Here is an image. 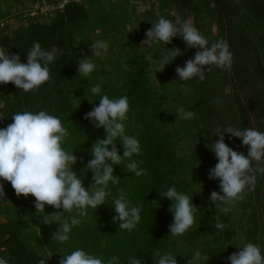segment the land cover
Masks as SVG:
<instances>
[{
  "label": "trees",
  "instance_id": "1",
  "mask_svg": "<svg viewBox=\"0 0 264 264\" xmlns=\"http://www.w3.org/2000/svg\"><path fill=\"white\" fill-rule=\"evenodd\" d=\"M39 1L0 0V19L4 21L0 47L19 54L24 63L36 42L45 50H56V58L49 64L51 78L38 90L24 92L12 83L0 85V128L12 123L17 111L46 110L60 118L70 133L65 146L78 157L73 169L88 187L93 182V173L86 169L93 158L90 149L98 137L105 136V130L95 128L84 115L100 98L89 89L101 83L102 94L128 97L126 134L139 140L141 152L132 158L143 161L140 167L147 174L137 177L126 172V161L114 166L119 185L109 183L111 195L106 203L97 210L89 209L90 219L83 218L63 244L52 235L57 223L45 226L37 219L43 214L35 213V198H18L9 182L0 181L6 193V198L0 199V258H6L8 264H39L41 259H46L45 264H59L61 255L83 248L105 260L117 255L119 264H129L133 256L143 264H156L153 253L159 249L176 254L178 264H187L199 250L209 258L205 264H230L227 257L239 251L234 241L239 231L264 252L260 174L254 191L227 214L211 202V192L220 188L218 180L208 178V170L218 162L208 145L218 139L213 134L216 128L264 132V0H149L148 7L141 10L136 6L138 1L144 4L143 0H70L49 15H31L29 10ZM161 16L173 20L191 17L209 44L226 40L233 53L231 70L212 65L203 81L179 80L175 68L183 67L197 49L188 48L179 36L168 45L141 46L146 31ZM13 17L26 22L12 30ZM97 40L106 41L108 51L105 56L91 57L96 69L84 77L78 73L79 59L92 55L91 45ZM168 48H179L182 55L163 71H157V63L145 61L146 55L154 59L167 55ZM178 107L194 112V118L180 119L175 115ZM229 137L225 133L229 147L247 154L239 138ZM116 144L122 155V144L119 140ZM171 186L193 196L199 207L196 223L179 236L169 233L172 201L160 195ZM118 188L133 205H143L141 219L131 232L119 230L118 222L113 221L112 201ZM53 211V207H45L46 214ZM217 215L227 226L222 231L215 227Z\"/></svg>",
  "mask_w": 264,
  "mask_h": 264
},
{
  "label": "clouds",
  "instance_id": "2",
  "mask_svg": "<svg viewBox=\"0 0 264 264\" xmlns=\"http://www.w3.org/2000/svg\"><path fill=\"white\" fill-rule=\"evenodd\" d=\"M146 39L141 46L152 47L154 43L171 44L174 37H181L188 48L197 49L194 56L188 59L183 67L177 66L175 72L179 80L187 81L198 78L205 80V71H211L212 65L223 70H231L233 53L226 40L220 39L209 44L208 39L194 25L191 17L175 20L164 16L152 23V27L145 33ZM80 38L77 36V40ZM108 43L97 40L91 45L92 55H84L79 59L78 73L89 77L96 69L91 58L99 57L108 51ZM182 55L179 48H168V54L154 59L153 55H146L149 64L157 63V71L174 58ZM171 57V59H169ZM56 50H45L40 43L33 44L27 53V62H21L19 54H13L0 47V85L14 84L24 92L35 91L50 80L49 64L54 62ZM126 67V66H125ZM156 71V72H157ZM89 91L99 95V103L84 115L95 128H103L105 136L97 138L90 149L93 157L86 165L93 173L92 183L85 187L83 180L73 169L78 161L73 149L65 145L70 135L64 123L46 110L38 112L17 111L12 117V123L0 128V181L9 182L19 198L29 195L35 198V213L43 214L37 219L45 226L53 223L59 225L52 233L53 238L63 244L70 239L74 227L80 226L83 218L89 217V209L97 208L106 203L111 195L109 183L119 185L120 178L114 174V166L124 164L126 172L135 176L146 175V169L140 167L143 161L133 159L141 152L139 140L135 136L126 134V122L130 110L129 99L125 96L110 98L102 94V84L96 83ZM176 116L180 119H193L195 113L186 111L183 107L176 109ZM225 133L230 137L239 138L247 148V154L234 150L225 143ZM213 134L218 136L210 147L217 163L208 170L210 180H218L220 191H212L210 200L216 204L219 211L227 214L237 202L243 201L249 191H254L257 174H264V132L254 128L226 129L216 128ZM123 146V154H119L116 141ZM82 162L83 158H79ZM221 192L223 194H221ZM162 197L172 201L169 212L173 215V222L169 225L172 236L183 235L196 223V213L199 207L193 203V196L178 191L175 186L169 187ZM4 184L0 182V199H5ZM112 205L116 215L114 222H118L119 230L133 231L140 219L142 204L133 205L123 189H117V196ZM55 209L51 214L45 213V207ZM67 214V215H66ZM215 227L224 230L227 227L219 222L216 216ZM239 251L227 257L230 264H264V252L261 246L253 242H245L237 247ZM156 264H178L177 255L171 251L155 250ZM51 258V257H49ZM209 258L196 250L187 260V264H205ZM41 259L39 264H45ZM117 255L105 260L102 255L89 253L78 248L70 253L61 255L59 264H119ZM0 264H8L6 258H0ZM129 264H143L136 256L129 258Z\"/></svg>",
  "mask_w": 264,
  "mask_h": 264
},
{
  "label": "rangeland",
  "instance_id": "3",
  "mask_svg": "<svg viewBox=\"0 0 264 264\" xmlns=\"http://www.w3.org/2000/svg\"><path fill=\"white\" fill-rule=\"evenodd\" d=\"M25 2H27V0H24ZM151 1V0H150ZM149 0H143L142 2L144 4H142L140 1H138L139 3L137 4V10H141L142 8L144 7H148L147 5H149ZM13 7H15V2L13 1ZM28 3V2H27ZM26 20L25 19H20L19 17H13L10 21V27L13 29H15V27H17L18 25L20 24H25ZM9 27V28H10ZM11 30H9L7 33H9ZM107 52H102V55L105 56ZM252 119V125L254 124V119H253V116L250 117ZM254 126V125H253ZM252 126V127H253ZM260 178H261V184H260V187H262L264 185V174H260ZM238 212V211H237ZM3 218V217H2ZM260 236H262V242H264V231L262 230L260 232ZM234 241L237 245V247H240L242 246L246 241V236L245 234L242 232V231H239L238 234L235 236L234 238Z\"/></svg>",
  "mask_w": 264,
  "mask_h": 264
},
{
  "label": "built area",
  "instance_id": "4",
  "mask_svg": "<svg viewBox=\"0 0 264 264\" xmlns=\"http://www.w3.org/2000/svg\"><path fill=\"white\" fill-rule=\"evenodd\" d=\"M70 0H56L53 2H49L47 0H40L29 10L31 15H49L50 12L54 10V8L62 9L64 4ZM79 1V0H74ZM3 20L0 19V25L3 24Z\"/></svg>",
  "mask_w": 264,
  "mask_h": 264
}]
</instances>
